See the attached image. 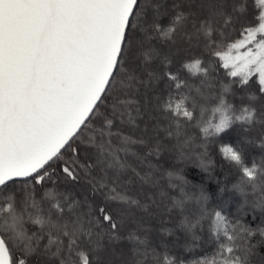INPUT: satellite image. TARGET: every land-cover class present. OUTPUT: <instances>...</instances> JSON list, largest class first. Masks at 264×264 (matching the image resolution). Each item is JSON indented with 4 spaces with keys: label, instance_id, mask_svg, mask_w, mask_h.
Returning a JSON list of instances; mask_svg holds the SVG:
<instances>
[{
    "label": "snow or ice",
    "instance_id": "6c2138e0",
    "mask_svg": "<svg viewBox=\"0 0 264 264\" xmlns=\"http://www.w3.org/2000/svg\"><path fill=\"white\" fill-rule=\"evenodd\" d=\"M0 264H264V0H0Z\"/></svg>",
    "mask_w": 264,
    "mask_h": 264
},
{
    "label": "trees",
    "instance_id": "16d2710c",
    "mask_svg": "<svg viewBox=\"0 0 264 264\" xmlns=\"http://www.w3.org/2000/svg\"><path fill=\"white\" fill-rule=\"evenodd\" d=\"M215 159L218 162L220 161L219 156H215ZM217 172L218 174L221 175V179H223L224 175L227 173V166H225L223 173L220 172L219 168L217 169ZM187 175L189 179L195 177L198 180L204 174L199 173V170H195V171L189 170ZM227 198H228L227 196L224 197V199ZM232 210H234V208ZM177 235L179 236V240H178L179 246L177 247L176 251L186 261L189 262L195 261L201 256L211 254L212 246L209 243V236L207 234V231H205L203 234H200L201 239L197 241L196 245H192L191 239L186 237L183 233L178 232Z\"/></svg>",
    "mask_w": 264,
    "mask_h": 264
}]
</instances>
